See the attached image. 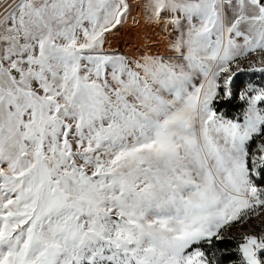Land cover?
Masks as SVG:
<instances>
[{
	"label": "snow or ice",
	"instance_id": "6c2138e0",
	"mask_svg": "<svg viewBox=\"0 0 264 264\" xmlns=\"http://www.w3.org/2000/svg\"><path fill=\"white\" fill-rule=\"evenodd\" d=\"M0 264H264V0H0Z\"/></svg>",
	"mask_w": 264,
	"mask_h": 264
}]
</instances>
